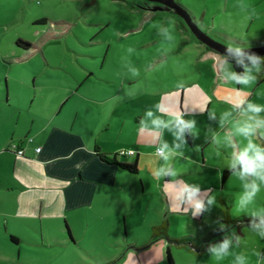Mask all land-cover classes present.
<instances>
[{
    "label": "crops",
    "instance_id": "0c3cea01",
    "mask_svg": "<svg viewBox=\"0 0 264 264\" xmlns=\"http://www.w3.org/2000/svg\"><path fill=\"white\" fill-rule=\"evenodd\" d=\"M175 1L179 4L182 2ZM226 2L231 11L246 7L245 2ZM248 3L251 13L257 12L258 15H248L242 23L264 21V0H248ZM183 6L198 26L205 28V32L210 34L209 30H212L213 26L208 27L206 16L197 15V10L190 5ZM135 8L138 7H132V10L135 11ZM140 9H145L146 12L171 10L162 4L140 7L137 10ZM208 11L207 8L206 12ZM176 22L190 36L182 19ZM189 40L188 43H192L196 49L194 54L185 55L177 50L170 54V57L164 54L149 62L146 58H137L138 64L134 68H127L126 71L121 68L105 71L108 53L103 57L97 55L89 58L81 72L66 71V77L60 74L62 66L53 67L45 60L46 68L49 69L44 71L47 77L39 81L34 77L35 84L31 91L24 86L16 90L20 99L24 100L20 108L12 103L14 96L12 97L11 89L7 88L6 83L4 95L0 92V102L4 101L0 112V204L10 206L12 210L4 212L2 208L0 214L8 223L4 235L17 250L18 256L14 258L0 255V260L17 263L22 258L26 261L32 259L35 249L43 247L50 251L56 247H68L65 233L68 232L69 235V232H76L73 225L75 220H86L88 224L91 223L89 227H94L105 219L104 215L109 211H113L116 218L122 211L116 210L119 209L118 202L123 199L132 200L136 194L135 183L131 180L132 174L101 160L97 150L109 155L125 150L134 151V155L118 160L132 164L137 159L140 173L143 169V159L148 155L147 147H159L162 142L173 145L172 132L168 129L155 130L151 125L152 118L146 116L147 111L151 110L155 117L165 121L170 119L171 113L162 115L156 110L158 103L163 107H171L173 113L182 112L185 120H195V130L202 133L194 138L193 132L186 131L184 139L187 144L177 149L178 152L191 155H195L192 152L194 149L200 152V156L198 154L183 157L185 163H189L188 167L201 160L204 168L214 169L222 174L225 170H230L226 164L233 148L225 146L224 137L231 133L234 122L244 119L242 113L234 109L233 105L237 103L238 98L260 105H264V102L254 101L255 89L251 90L248 86L233 84L227 80L220 56L205 54V45L197 42L194 36L189 37ZM256 42H263L264 45V41L253 43ZM170 59L175 62L165 71L164 66ZM96 61L101 63L96 64ZM133 69L139 71L138 76L133 75ZM252 71L258 81L264 80V68H261L259 73L255 69ZM128 92H131V95ZM244 106L246 107V104ZM11 110H14V116H10L12 113H6ZM211 112L215 113V118L210 117ZM225 112H231L232 115L221 128L220 119ZM261 116H264V112ZM141 120L146 121L143 127H140ZM203 132L206 137L202 138ZM214 134L220 141L216 144L218 153L212 152L216 159L205 154L206 148L213 145ZM233 140L237 149L242 148L246 142L239 137H233ZM13 143L24 150L23 157L9 150ZM38 148H41V152H37ZM93 151L95 155L91 154ZM222 157L226 160H222ZM179 158L182 157L175 156L170 163L177 167ZM165 164L162 160L161 165ZM177 170L180 175L175 181L176 185L195 184L193 179L187 176L186 170L182 167H177ZM12 176L15 178H11ZM155 181L157 187L160 183L166 210L171 213L178 212V202L177 206L173 207L175 186L165 185L163 180ZM226 183L222 181V188ZM138 194L139 197L141 194ZM34 204L40 205L39 216L42 223L39 229L34 223ZM106 204H114L115 208L111 210L109 207L108 212L104 213L105 210L101 208ZM180 210L186 214L190 213L183 208ZM126 212L125 210L124 213ZM20 230L31 232L33 236L38 230L41 234L40 243L33 238H27ZM244 232L255 236L250 230ZM244 232H239L238 243L234 241L242 252L248 247L241 239L245 235ZM71 234L69 237L75 244ZM12 236L15 241L11 239ZM261 242V239H256V246L250 249L259 250L260 260L264 261V252L259 247ZM202 254L203 251H200L199 256ZM99 261L114 263L106 257Z\"/></svg>",
    "mask_w": 264,
    "mask_h": 264
},
{
    "label": "rangeland",
    "instance_id": "374dc122",
    "mask_svg": "<svg viewBox=\"0 0 264 264\" xmlns=\"http://www.w3.org/2000/svg\"><path fill=\"white\" fill-rule=\"evenodd\" d=\"M181 1L182 5L195 8L200 17L206 16L208 27L213 26V29L209 30L211 31L209 36L225 46L230 44L242 46L244 43V49H250L255 48L254 41H264L263 20L242 23L248 15H258L257 12L251 13L248 9V0H233L238 3L245 2L246 5L245 8L241 7V10L234 11L227 8L228 0ZM156 5L159 3L148 0H0V92L4 95L7 83V88L10 87L12 97L14 96L12 103L20 108L24 100L20 99L16 90L24 86L31 91L35 78L39 81L47 77L44 71L49 69L46 68L45 60H48L47 63L50 62L53 67L62 66L60 74L64 77L68 70L81 72L83 65L89 62V58L97 55L103 57L107 53L105 71L118 68L126 71L127 68H134L138 64L137 58H146L149 62L164 54L170 57V54L177 50L185 55L196 53L194 45L188 43L191 40L189 37L195 35L176 11L137 10L140 7ZM132 7H138L135 8L137 11H133ZM207 8L208 12H206ZM42 18H47L48 22L37 24L36 21ZM178 19H182L190 36L181 26L179 27L176 22ZM162 27L169 28L174 39L169 40L161 31ZM202 30L205 31V28ZM18 40L32 44L33 48L25 50L17 45ZM18 59L27 60L19 62ZM171 60L164 66L165 71L174 64L175 60ZM98 63L101 62L96 61V64ZM261 68H264V65H261ZM252 75L256 76L255 72L252 71ZM58 80L63 81V79ZM248 87L256 90L254 101L264 102V80H256ZM3 104L4 101L1 100L0 112ZM195 132L197 133L195 136L202 135L197 130ZM204 136L203 132L202 138ZM245 144L246 142L243 146ZM157 148L147 147L148 155L143 159V169L138 175H131L136 194L132 200L123 199L118 202L119 209L116 210L122 211L116 218L113 211L108 212L110 208L111 210L115 208L114 204L103 205L101 209L105 210L104 213H108L104 215L105 219L94 227H89L91 223L88 224L86 220L73 222L76 231L72 232L75 244L65 231L68 247H56L50 251L42 247L33 250V257L30 260L26 261L22 258L17 263L0 260V264H107L99 261L104 257L114 261L113 264H168V248L171 249L176 264H236L235 254L242 250L236 247L235 242L231 250L232 254L223 260L214 262L208 249L220 244L226 236L237 237L239 232L251 231L252 220H259V217L241 213L236 207V202L244 191V182L232 175L222 188L221 172L204 168L200 163L201 160L188 167L189 163H185L183 157L198 154L200 156V152L194 149L192 152L195 155L184 154L178 159L176 166L186 170L187 176L199 185L201 198L207 201L208 197H215L216 203L195 218H192L190 213L181 212V207L177 209L178 212L171 213L166 210L163 199L165 197H161L160 183L157 187L156 179L152 175L155 168L162 164V159L156 155ZM212 152L218 153L214 143L206 148L205 154L216 159V156H212ZM222 160L226 159L222 157ZM11 178L14 179L15 176ZM137 191L141 194L139 197ZM34 206L36 208L34 223L39 229L42 223L39 216L40 205L34 204ZM2 208L4 212L12 210V207L0 204V211ZM261 208H264V185L260 186V191L249 210ZM228 209L230 214L227 213ZM12 222L11 220L10 223ZM164 222L169 224L167 232L170 239L188 238L193 242L187 241L178 246L170 243L164 236L155 240L154 227L161 226ZM7 224L0 214V255L16 258L17 250L10 245L8 237L4 235ZM221 225H224L223 229ZM20 232L40 243L41 234L38 230L34 236L26 230ZM244 233L241 239L248 247L243 253L251 254L253 251L250 248L256 246L255 241L260 238ZM259 247L264 252V240ZM23 248L27 250L26 247ZM200 251H203L201 256H199Z\"/></svg>",
    "mask_w": 264,
    "mask_h": 264
},
{
    "label": "clouds",
    "instance_id": "9594fccd",
    "mask_svg": "<svg viewBox=\"0 0 264 264\" xmlns=\"http://www.w3.org/2000/svg\"><path fill=\"white\" fill-rule=\"evenodd\" d=\"M171 23V22H170ZM161 31L167 35L169 40L174 39L169 28H161ZM230 51H235L238 54H244V46L228 45ZM227 57H222L221 62L223 64V72L227 80L233 84H239L244 87L251 85L257 80V77L252 75V69H255L257 73L261 70V64L264 60L257 55H248L247 60L251 62L252 67L249 68L247 64H244L243 60L237 61L238 64H242L245 67L244 74L236 73L232 67L227 63ZM133 75L138 76L139 71L133 69ZM185 87V85L183 86ZM183 87L181 89H183ZM131 95V92H128ZM246 104V107L244 106ZM233 108L239 110L244 116L243 120L236 121L232 125V131L230 134H226L224 141L227 146L232 147L230 159L227 163V167L232 170L233 177L243 181V194L236 202V207L241 213H247L253 217H259V223L253 220L250 225L251 231L258 236L261 240H264V208L259 210H249L250 206L255 201L257 194L260 191V186L264 185V116L261 113L264 112V105L246 102L242 99L237 100V103L233 105ZM156 110L163 114H170V119L165 121L160 117H155L151 110L146 113L147 117L151 119V125L155 130L168 129L172 132L174 137L173 145H169L167 142H162L161 146L157 148L156 155L166 162L165 165L157 166L152 175L156 180H163L165 185L175 186V196L173 198V207L178 206L185 211L190 212L191 217L195 218L201 214L209 206L216 203L215 197H208L207 201L201 198L200 187L198 184L176 185L175 181L179 177L180 173L177 168L170 162L175 156H183L182 151H177L187 144L184 139L185 132H193V135H197L195 132V120H185L183 113H173L171 107H163L159 103L156 105ZM207 109H202L205 111ZM211 118H215V113L211 112ZM231 112H225L220 119V126L223 128L225 122ZM146 121L141 120L140 127L145 125ZM233 137L242 138L247 143L237 149V146L233 140ZM214 144H219V138L214 134ZM95 155L93 151L91 153ZM165 177H171L172 179L166 180ZM224 228V225H221ZM234 239L239 242V237H225V239L218 245L209 247L208 251L212 255L213 261L223 260L225 257L232 254ZM261 253L259 250H254L251 254H245L243 252L235 254L236 264H264V261L260 260Z\"/></svg>",
    "mask_w": 264,
    "mask_h": 264
},
{
    "label": "trees",
    "instance_id": "16d2710c",
    "mask_svg": "<svg viewBox=\"0 0 264 264\" xmlns=\"http://www.w3.org/2000/svg\"><path fill=\"white\" fill-rule=\"evenodd\" d=\"M180 6L187 11V9L183 5L180 4ZM47 22H48L47 18H42V19L36 21L37 24H46ZM196 40L200 44H203L197 38H196ZM262 44H263V42H256L254 44V46L255 47H259V46H262ZM17 45L23 47L25 50H29L30 48H33L32 44H29V43H26V42H22L21 40H18ZM34 48H36V46ZM204 53L205 54L218 55L221 58L222 57H227L228 58L227 59V63L229 65H231L233 70L236 73H238V74H244L245 73V67L242 64H238L237 61L243 60L244 64H247L248 67L252 66L251 62L247 60V56H245V57H229V56H225V55H222L219 52L207 47L206 45H205ZM261 59L264 60V57H261ZM261 65H264V63H262ZM97 153H98V156L101 158V160H103L104 162H106L108 164L117 165L119 168L123 169L124 171H126V172H128V173H130L132 175H138L139 174V163H138L137 159H136V161L134 163L130 164V163L120 162L118 160L121 157H126V156H124V155H122L120 153L114 154V155H109V154H105L103 152H100L99 150H97ZM231 175H232V170H225L223 172V174H222L223 183H226L229 180V178L231 177ZM227 213L229 214V210L227 211ZM254 220L255 221H259V220H256V219H254ZM168 225H169L168 222H164L163 225L154 227V239L156 238L155 240H157L158 237L160 238V237L164 236L165 238H167V240L170 243H174V244H176L178 246H181V245L185 244L187 241L188 242H191V241L193 242V240L188 239V238L187 239H182V240H176V239L172 240V239H170L169 236H168V232H167L168 231ZM70 234H71V232H69V235ZM71 238H72V234H71ZM11 239L13 241H15V237L12 236ZM167 262H168V264H176L170 248L167 249Z\"/></svg>",
    "mask_w": 264,
    "mask_h": 264
},
{
    "label": "water",
    "instance_id": "95a60500",
    "mask_svg": "<svg viewBox=\"0 0 264 264\" xmlns=\"http://www.w3.org/2000/svg\"><path fill=\"white\" fill-rule=\"evenodd\" d=\"M154 3L162 4L174 11H176L178 14H180L184 20L186 21L188 27L192 31V33L195 35V37L202 42L207 47L219 52L222 55L229 56V57H245L248 55H257L260 57H264V45L250 48V49H244V54H238L235 51H230L228 46H225L222 43H219L215 40H213L208 33L203 31L198 24L195 22V20L192 18V16L183 9L179 3H177L174 0H148Z\"/></svg>",
    "mask_w": 264,
    "mask_h": 264
},
{
    "label": "built area",
    "instance_id": "2783aa9c",
    "mask_svg": "<svg viewBox=\"0 0 264 264\" xmlns=\"http://www.w3.org/2000/svg\"><path fill=\"white\" fill-rule=\"evenodd\" d=\"M9 150L14 152L19 157L24 156V150L22 148H20V146L16 143L11 144V146L9 147ZM37 152H41V148H38ZM121 154L124 156H132L135 154V152L134 151H128V152L123 151V152H121Z\"/></svg>",
    "mask_w": 264,
    "mask_h": 264
}]
</instances>
